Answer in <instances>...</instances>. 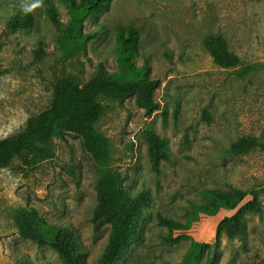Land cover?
Returning a JSON list of instances; mask_svg holds the SVG:
<instances>
[{"label": "rangeland", "instance_id": "obj_1", "mask_svg": "<svg viewBox=\"0 0 264 264\" xmlns=\"http://www.w3.org/2000/svg\"><path fill=\"white\" fill-rule=\"evenodd\" d=\"M49 6L65 24L68 8L61 0H0V139L17 134L48 106L58 77L82 85L101 67L117 71L119 26L137 30L133 61L158 79L153 97L159 106L145 114L132 97L100 99L103 112L94 127L109 141L106 165L83 149L78 135L66 133L51 139V156L31 170L0 168V264H61L49 244L21 235V211L67 228L83 264H98L110 226L94 231L91 215L95 184L107 173H118L128 191L148 193L138 222L142 238L117 264H206L207 251L194 253L192 242H212L219 221L238 207L201 215L189 229L172 233L179 235L175 242L163 239L168 229L157 214L184 222L190 203L203 202V188L233 187L256 189L261 210L245 215L242 234H220L217 264H264V148L230 153L236 140L264 135V0H111L107 10L84 19L85 46L72 54L61 48ZM25 15L26 25L10 24ZM212 34L226 39L238 66L213 62L204 45ZM146 128L167 139L169 159L158 173L146 153Z\"/></svg>", "mask_w": 264, "mask_h": 264}, {"label": "trees", "instance_id": "obj_2", "mask_svg": "<svg viewBox=\"0 0 264 264\" xmlns=\"http://www.w3.org/2000/svg\"><path fill=\"white\" fill-rule=\"evenodd\" d=\"M68 8V20L63 24L55 10L49 6L48 13L54 26L60 29V44L64 53L72 54L84 48L88 34L82 32L84 19L109 8L111 0H61ZM27 16H16L10 24L26 25ZM63 26V28H62ZM117 71H107L101 67L84 84H78L71 76L62 75L52 85V96L48 106L29 117L23 128L12 136L0 139V168L18 172L31 170L39 160L51 156L50 141L66 133L80 137L83 149L100 165L109 161V141L97 132L94 124L103 112L101 98L122 102L132 97L135 104L145 114L158 109L153 94L159 85L158 79L147 75L144 65H136L133 57L137 52L138 33L132 25L119 26L116 29ZM204 45L213 62L222 68H232L240 64L239 56L230 50L222 35H208ZM163 123L166 122V109H162ZM208 116V113H205ZM264 134V132H263ZM146 140V153L151 169L158 173L162 161L169 159L167 139L159 136L153 129L143 131ZM262 137H242L230 146V153L240 155L254 148H264ZM95 206L91 222L94 231L103 225L110 226L107 243L99 256L98 264H117L127 254L133 242L140 240L138 222L148 199L145 190L128 191L118 173H107L95 184ZM264 189V188H263ZM202 203L191 202L184 211L185 221L157 214L159 225L168 232L163 239L175 242L179 235L174 231H183L191 227L193 221L201 215H216L221 207L235 209L231 215L224 216L218 223L214 238L210 243L192 242L191 250L201 254L207 251L206 264H217L219 259L220 234L233 238L242 234L245 228V215L260 212L261 204L258 191L230 188L219 191L203 188L200 192ZM250 199L241 204L247 195ZM17 222L22 236L31 238L39 246L49 244L57 253L61 264H83L82 251L74 234L67 228H55L38 220L30 211L17 214Z\"/></svg>", "mask_w": 264, "mask_h": 264}]
</instances>
